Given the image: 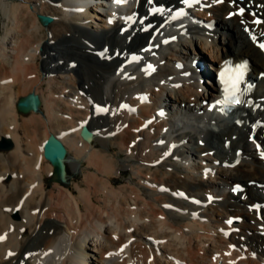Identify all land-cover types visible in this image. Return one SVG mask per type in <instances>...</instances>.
<instances>
[{
    "label": "bare ground",
    "instance_id": "1",
    "mask_svg": "<svg viewBox=\"0 0 264 264\" xmlns=\"http://www.w3.org/2000/svg\"><path fill=\"white\" fill-rule=\"evenodd\" d=\"M112 2L0 0V264H264V0Z\"/></svg>",
    "mask_w": 264,
    "mask_h": 264
},
{
    "label": "water",
    "instance_id": "2",
    "mask_svg": "<svg viewBox=\"0 0 264 264\" xmlns=\"http://www.w3.org/2000/svg\"><path fill=\"white\" fill-rule=\"evenodd\" d=\"M42 20L45 24H49L52 22V17L43 16ZM18 105L19 109L23 112L38 110L40 100L37 95L31 94L23 98ZM81 134L82 137L87 141H91L94 137V133L87 126L82 129ZM10 146V143L6 141L0 143V148L3 149L9 148ZM67 154L68 151L64 143L57 136L51 135L45 144V157L54 164L56 173L59 176L65 173V159Z\"/></svg>",
    "mask_w": 264,
    "mask_h": 264
},
{
    "label": "snow or ice",
    "instance_id": "3",
    "mask_svg": "<svg viewBox=\"0 0 264 264\" xmlns=\"http://www.w3.org/2000/svg\"><path fill=\"white\" fill-rule=\"evenodd\" d=\"M125 0H116V3H124ZM183 2L189 6L190 0H183ZM198 3L199 0H196ZM216 2H221V0H216ZM157 12H163V9H155ZM243 13V9H241V14ZM183 12H177L176 15L173 17V19L178 18L179 16L184 15ZM255 39V37H253ZM167 42V41H165ZM261 48H264V43L260 44ZM220 79L223 87V95L224 98L222 100L217 101V104L224 105L225 107L240 104L241 100L239 98L240 93V83L242 81V69L239 71H233L231 68H226L221 74ZM101 111H107V109H100ZM227 223L231 224L232 220L227 221Z\"/></svg>",
    "mask_w": 264,
    "mask_h": 264
},
{
    "label": "rangeland",
    "instance_id": "4",
    "mask_svg": "<svg viewBox=\"0 0 264 264\" xmlns=\"http://www.w3.org/2000/svg\"><path fill=\"white\" fill-rule=\"evenodd\" d=\"M68 170L72 176H75L76 179H80L82 177V174L78 171H75L70 165L68 166Z\"/></svg>",
    "mask_w": 264,
    "mask_h": 264
}]
</instances>
